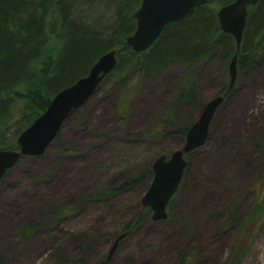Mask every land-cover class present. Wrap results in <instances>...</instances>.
<instances>
[{"label": "rangeland", "instance_id": "obj_1", "mask_svg": "<svg viewBox=\"0 0 264 264\" xmlns=\"http://www.w3.org/2000/svg\"><path fill=\"white\" fill-rule=\"evenodd\" d=\"M108 1L93 3L90 11L76 5L73 14L87 9L84 16L102 14L104 24L111 15ZM260 58L259 65L237 69L206 142L186 154L182 180L166 206L168 216L145 219L126 233L104 264H181L183 254L191 259L182 264H219L226 255L238 232V216L264 194V55ZM227 69L213 56L168 67L149 79L130 73L128 89L103 77L70 111L43 153L19 157L1 177L3 263L98 264L122 231L121 221L135 213L146 184L127 186L95 204L81 203L83 196L116 187L123 177L142 173L160 153L181 147L204 102L226 85ZM187 76L197 84L195 96L178 100ZM170 110L171 118L159 127L162 135L142 134ZM59 204L77 208L57 225H44ZM260 218L258 225L245 226L248 244L237 264H264V213ZM28 222L36 229L23 240L16 227Z\"/></svg>", "mask_w": 264, "mask_h": 264}, {"label": "trees", "instance_id": "obj_2", "mask_svg": "<svg viewBox=\"0 0 264 264\" xmlns=\"http://www.w3.org/2000/svg\"><path fill=\"white\" fill-rule=\"evenodd\" d=\"M140 1L109 0L111 15L101 24L102 14L94 19L84 16L93 3L100 4L101 0H0V148L18 149L17 135L44 110L55 92L86 74L99 55L110 49L115 50L117 61L105 76L127 89L133 86L130 73L138 79H149L168 67L200 63L213 56L229 64L234 54L238 69L259 65L264 55V0L247 6L239 49L235 48L233 36L221 30L216 14L218 7L231 0H206L187 16L167 22L149 47L132 50L123 38L134 30L132 13ZM76 5L87 9L73 14ZM227 84L218 91L225 99L232 87L228 88ZM196 90L194 79L187 76L175 96L178 100L193 98ZM171 113L172 110L166 112L142 134L162 135L164 131L159 127L171 118ZM151 174L149 164L142 173L123 177L116 187L104 186L86 194L81 203L104 202L108 196L142 182L147 187ZM251 207L248 213L238 216L237 235L219 264H237L243 256L248 244L244 239L245 226L262 222L264 194L257 195ZM76 208L59 204L44 225H57ZM150 214L139 200L135 213L121 221L122 231L126 234L138 228ZM16 228L23 240L36 229L29 222ZM190 259L189 254H183L181 264ZM0 264H4L1 256Z\"/></svg>", "mask_w": 264, "mask_h": 264}, {"label": "water", "instance_id": "obj_3", "mask_svg": "<svg viewBox=\"0 0 264 264\" xmlns=\"http://www.w3.org/2000/svg\"><path fill=\"white\" fill-rule=\"evenodd\" d=\"M205 1L141 0L132 13L135 18L134 30L123 38L124 43L132 50H144L156 41L167 22L178 21ZM255 3L257 0H231L216 10L218 25L223 32L233 36L237 49L246 27L247 6ZM116 61L114 49L103 52L91 64L86 74L55 92L44 110L17 135L18 149L0 148V179L5 170L11 168L19 157L39 155L45 151L49 142L56 137V133L70 111L89 98L97 89L100 80L116 65ZM236 65L237 59L234 54L227 69L228 88L233 85L237 75ZM223 98V94L216 93L215 96L206 100L196 119L187 127L183 145L173 149L170 155L160 153L151 161L150 183L139 198L142 207L150 211L151 219L161 220L168 216L166 206L182 180L186 166L185 154L206 142L209 123ZM124 236V231L118 233L99 264L109 260Z\"/></svg>", "mask_w": 264, "mask_h": 264}, {"label": "flooded vegetation", "instance_id": "obj_4", "mask_svg": "<svg viewBox=\"0 0 264 264\" xmlns=\"http://www.w3.org/2000/svg\"><path fill=\"white\" fill-rule=\"evenodd\" d=\"M228 81V80H227ZM227 87H228V84H227ZM218 93V92H217ZM223 96H224V94H223ZM224 100H226L225 99V97L223 98V100L221 101V103L224 101ZM220 103V104H221ZM220 104H219V106H220ZM219 106L216 108V111H217V109L219 108ZM216 111H215V113H216ZM200 113V112H199ZM215 113L213 114V118H214V115H215ZM213 118L211 119V121H210V123H209V126H208V129H209V127H210V124H211V122H212V120H213ZM187 129V128H186ZM187 131V130H186ZM209 131H210V129L208 130V135H209ZM186 133V132H185ZM208 135H207V137H208ZM184 137H185V135H184ZM206 140V139H205ZM203 145V144H202ZM188 152H186V154H187ZM186 154H185V156H186ZM186 158V157H185ZM186 166H187V161H186ZM186 166H185V168H186ZM183 175V174H182Z\"/></svg>", "mask_w": 264, "mask_h": 264}, {"label": "bare ground", "instance_id": "obj_5", "mask_svg": "<svg viewBox=\"0 0 264 264\" xmlns=\"http://www.w3.org/2000/svg\"><path fill=\"white\" fill-rule=\"evenodd\" d=\"M222 169V168H221ZM219 170V169H218ZM194 206V205H193ZM205 209V208H204Z\"/></svg>", "mask_w": 264, "mask_h": 264}]
</instances>
